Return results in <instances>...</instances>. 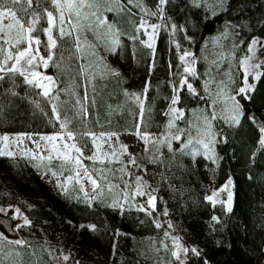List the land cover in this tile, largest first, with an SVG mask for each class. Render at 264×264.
Instances as JSON below:
<instances>
[{
	"label": "trees",
	"instance_id": "obj_1",
	"mask_svg": "<svg viewBox=\"0 0 264 264\" xmlns=\"http://www.w3.org/2000/svg\"><path fill=\"white\" fill-rule=\"evenodd\" d=\"M223 1V7L211 10L204 0H168L160 19L158 0H120L119 4L104 0L100 12L105 25L93 23L89 28V21L81 20L82 30H73L74 36L87 38L80 43V50L72 37L57 38V48L52 50L55 55L46 70L56 81L53 94L59 99L44 97L41 89L19 74H0L4 75L0 80V134L61 132L52 105L69 95V86L87 96L83 130L135 133L139 109L130 97L132 93L142 94L147 84L140 131L181 135L179 141L171 140V151L167 143L152 144L135 156L136 163L131 166L134 174L143 178L146 190L156 197V211L151 216L132 205L125 206L123 214L98 200L89 205L70 189L67 193L52 192L38 174L34 160L33 165L0 156V204L15 203L30 221L20 228L24 246L7 247L15 255L14 264H161L158 252L143 244L162 239L167 221L173 232L199 253L189 251L186 264H264V146L259 143L264 127V66L248 97L237 94L243 83L241 59L253 37H264V0ZM137 4L157 14L147 15ZM33 7L37 11L53 10L51 0H34ZM109 7L113 10H105ZM142 21L160 25L154 56L142 43L143 31H138ZM228 23L235 25V46L211 67L203 57L204 46ZM107 25L117 30L119 42L115 46ZM45 27L47 21L42 17L32 35L41 40L40 53L48 55L46 33L42 31ZM53 35L58 36L55 30ZM90 49L93 54L87 57ZM184 51L196 58L195 76L183 72L180 56ZM3 58L0 52V62ZM184 76L198 95L189 92L187 86L179 92L175 106L184 116L169 130L170 115L166 113L175 94L173 86ZM212 78L224 81L227 95L239 102V124L215 109L208 85ZM206 117L215 139L211 145L213 159L196 144L210 138L205 134ZM189 138L200 153L195 157L184 148ZM228 180L233 185L230 212L221 203L213 205L207 200L210 192ZM164 209L167 215H163ZM156 221L163 227L157 228Z\"/></svg>",
	"mask_w": 264,
	"mask_h": 264
},
{
	"label": "snow or ice",
	"instance_id": "obj_2",
	"mask_svg": "<svg viewBox=\"0 0 264 264\" xmlns=\"http://www.w3.org/2000/svg\"><path fill=\"white\" fill-rule=\"evenodd\" d=\"M104 0H51V5L53 10H49L47 8L42 11H37L36 8L33 7L34 0H0V52L4 53L3 61L0 62V74H19L24 77L25 81L33 85L36 88L42 89V95L44 97H51L52 99H59L58 96L53 94V88L56 87V81L52 76L44 75L38 69L43 68L47 69L49 67L50 61L53 60V56L55 53L52 51L57 48V38L64 37H72L76 42L77 50H80V37L79 35H75L73 33L74 29L82 30L81 20L89 21L88 27L91 28L92 24L95 23L97 27L100 25H105L107 23L106 19L103 17V14L100 12V8L102 7ZM117 4L120 3V0H115ZM129 3L132 0H128ZM168 3V0H158V11L161 14L160 19H163V11L164 5ZM137 7H141V10L145 11L147 15L155 16L157 13L152 12L148 9H143L142 5L137 4ZM38 8V5H37ZM84 9H89L90 11L86 12ZM107 11H112L111 7L105 9ZM123 10V8L121 9ZM18 11L22 13L18 15ZM30 16V20H26L25 17ZM46 19L47 27L43 28L42 31L46 33L47 42L46 49L48 51L47 56L40 55V44L41 40L39 36H33L32 33L36 31V25L39 23L41 18ZM92 17L93 19H89ZM75 20V22H73ZM67 23L68 28H65V24ZM175 27L174 25L172 26ZM160 28L159 24H148L147 21H144L140 24L139 30H142L147 35V40L142 41L145 47L152 50L153 56L155 55V39L156 34ZM108 32L112 34V43L113 46L118 44V39L116 38L117 30L113 25H107ZM150 29V31H149ZM53 30L58 34L57 37H54ZM25 44L26 47L19 48V45ZM5 45H11V48L4 47ZM259 45L261 48H264V42L254 39L251 41V46L248 48L250 53H253V57H248L244 60V69L246 75H253L254 79L259 80L260 75L262 73L256 71L261 67L260 63L253 64L251 60L254 58L255 46ZM12 48H16L15 52L12 51ZM179 48V45H177ZM114 50V47H113ZM188 57H194V54L191 52H184L180 56V60L184 62L187 66L184 67L183 72L190 74L192 76L196 75L194 64L196 63L195 59L189 61ZM12 62L9 65V62ZM58 66V65H57ZM114 75H119L117 72H113ZM4 79V75H0V80ZM184 86H187L189 92L193 94H197L195 89H193L192 85L188 82L186 76L182 77L179 84L173 86L174 95L170 101V107L168 113L166 115H170V119L167 125V129L176 128V120L183 118L184 112L175 107L179 103L180 96L179 92L183 90ZM252 89V85H248L247 88L241 87L238 89L237 94H243L246 96L247 92ZM147 91L148 86L146 84L144 92L140 95L135 93L131 94V99L136 103L139 111L137 113V125L136 132L134 133L140 139L144 141L147 145L152 143L153 145L167 143L169 150L171 151V140L175 139L179 141L181 139L180 134L172 135L170 133L166 134L163 138L159 140L151 139V134L147 131L141 132L140 127L144 122V112H145V101L147 99ZM128 95V93H125ZM87 99V96L84 97ZM232 101V107L229 111L228 119L231 120L233 124H239L240 115L242 110L240 108L239 102L236 100L235 96L228 97ZM77 104H80L81 101L77 100ZM52 112L54 114V118L57 122H59V126L61 132L55 135H48L40 137L41 140L45 141L46 144H50L51 147L46 150L52 154H49L46 158L48 161H52L54 158L62 161L63 164L72 165L73 175H69L66 177V181L68 185H73V183L78 187V190L84 194L85 202L91 203L95 201L98 197H103L105 195V188L101 187L100 180H107V177L104 175V169H91L83 163L84 159L92 161L95 163L105 164L107 162H117L119 163V153L125 154L127 153V145H120V148L117 149L112 143L113 137L116 140H119V134L115 132H101L99 134L94 132H84L80 133L81 136H87L91 138L94 144V151L91 155L85 157L83 153L82 147L77 146L76 139L77 133L73 131L69 124L71 121L68 118H61V115L58 110V106L56 104L52 105ZM86 108L81 105L80 112L86 115ZM213 119L215 116L213 115ZM205 134L209 136L207 142L205 140H197L196 144L202 145L203 149L206 151L204 155L209 159H213L214 152L211 145L215 143L214 134L211 133V123L205 118ZM195 126V125H194ZM260 131L264 133V127H261ZM182 132V130L178 129V133ZM9 137L2 136L0 137V143L3 144V148H0V156H8L15 158V153L9 149ZM24 137H17L13 143L20 144L23 143ZM28 139H31L29 136ZM61 142V143H58ZM37 143L36 141H33ZM71 142V143H69ZM261 146H264V137L259 142ZM107 144L109 151L102 152L104 145ZM39 148L40 145L37 144ZM184 148L188 149V153L195 157L200 154L198 149L193 146V141L191 138L187 140V143L184 144ZM147 150V149H146ZM75 153V155L73 154ZM24 155H30L32 159H43L44 157H38L37 154L28 151L24 153ZM130 163L135 164V158L130 157ZM126 165L119 169V171L123 172L125 175H130L126 171ZM96 173H99L97 176ZM52 175L57 176L56 172H53ZM123 178V177H122ZM87 182V187L85 184ZM232 181L228 180L227 183L220 189V191H226L228 193L226 200L219 199V192H213L210 196L207 197V200L215 205L216 203H222L226 205L227 211L232 210V202L233 195L231 192ZM57 187H60L65 193H67V187L64 184H57ZM107 192H111L113 187H118V185H111L109 182L107 185ZM125 187H132V185L125 184ZM146 185L141 176H137L135 179V187L133 188L132 197L130 198L128 194L123 193L122 199H113L110 207L119 208L121 214L124 211V204L129 202V199H135L136 196L147 197L145 204H140L137 208L138 211L145 212L147 215L151 216L152 212L156 211V197L151 192L145 190ZM155 191V190H153ZM9 211L8 208L0 207V214L7 215ZM13 212L16 217H20L22 214L19 208L13 209ZM163 215H167V209L163 210ZM213 219L218 218L213 217ZM24 225H30V221L25 216L23 217ZM93 231L95 230V226H89ZM156 227L160 228L163 225L156 221ZM168 227L171 228V223L168 224ZM120 234V233H117ZM164 236L168 239H171L173 250L172 256L177 261H183L181 259V254L187 255L189 251H191L195 255H199L195 248L189 249L183 246L180 243L179 238L171 236L167 231L164 233ZM17 245L24 246L25 241L17 240L15 241ZM163 247L167 250L168 244L163 243ZM68 257L65 256L64 260H67Z\"/></svg>",
	"mask_w": 264,
	"mask_h": 264
},
{
	"label": "rangeland",
	"instance_id": "obj_3",
	"mask_svg": "<svg viewBox=\"0 0 264 264\" xmlns=\"http://www.w3.org/2000/svg\"><path fill=\"white\" fill-rule=\"evenodd\" d=\"M204 1L210 7L211 10H215L219 7H223L222 5L225 2L223 0H204ZM142 22H140V24ZM147 23L155 24L149 21H147ZM234 32H235V25L228 23V24H225L219 32H217L216 34H214L213 36L207 39V42L204 46L203 57L206 59L207 63H209L211 67L215 66L217 61L221 59L222 57L224 56L227 57L229 53L231 52V50L233 49V47L235 46ZM77 35H79L81 42L87 41V38H85L84 35H80V34H77ZM143 37H144V41L147 40V35L144 31H143ZM254 39L264 42V37L262 36H255L253 37L251 41H253ZM250 46H251V42L248 48ZM24 47H26L25 44H23L20 48L22 49ZM184 52H182V54ZM87 53H88L87 57H91L93 54V51L90 49L89 52ZM39 54L43 55L42 53H39ZM43 56H47V55H43ZM248 57H253V53H250L248 51V53L241 59V69L243 72V83L241 87L247 88L248 85H252V89L247 92L246 97H248L249 93L254 89L255 83L257 81L256 79H254L253 75L245 74L243 62ZM187 59L189 61H191L192 59H195L196 61L195 56L188 57ZM251 63L253 64L260 63L261 67L257 69L256 71L261 73L262 68L264 66V48H261L259 45L255 46L254 58L251 60ZM184 66L186 67L187 65L184 63ZM91 69H93V67ZM38 70L41 71L44 75L51 76L47 72V70L43 68H40ZM95 71H97L96 73H98V75L102 74V71L100 68H97ZM208 85H209V91H210L211 98H213V103L216 106L215 109L220 115L228 119V115H229L228 110H230L232 107V101L228 99V97H231V96L227 95L226 93V85L224 81L220 83L215 78H212L208 82ZM77 100H80L81 103L77 104L76 103ZM81 105H83L84 108H86L84 95H82L80 91L73 89L72 86H69V95L63 100L58 101V104H57L60 113L63 115V119L66 117L71 121V123L69 124V127L77 133V139H76L77 146L82 147L84 156L87 157L91 155L92 152L94 151V144L91 138L87 136H81L80 133L94 132V133L99 134L101 132H107V131H96V130H90V129L87 131L83 130V125L87 121L86 120L87 113L86 115L84 113L77 115V113L80 112ZM110 132H113V131H110ZM200 132H202L201 128H200ZM57 133L59 132L43 134L40 132L14 131V132L0 134V137L8 136L10 138L9 139V149L16 154L15 155L16 158H19L23 161L33 164L32 161L34 159H32L30 155L28 156L24 155V153L31 151L32 153L37 154L38 157H44L43 159H40V158L35 159L34 161L36 163L34 164L39 167V169H37L36 167L35 168L37 169L38 174H40V176L42 177L43 181H45L49 185V188L52 192H62L63 191L60 187H57V184L60 183V184H64L67 187V189L73 190L76 194H78V197L86 199L84 197V194L78 190L79 186L75 185L74 183L73 185L67 184L66 177L69 175H73L72 165L63 164V166L61 167L63 163L62 161L57 160L55 158L52 161H48L46 158L49 154H52L46 150L47 148H50L51 145L46 144V142L41 140L40 137L48 136V135H55ZM115 133L119 134V140H116V138L113 137L111 143L117 149L120 148V145H127V153L122 154V155L119 153V151L117 153L119 155V160H120L119 163L107 162L105 164H100V163L94 164L92 161H89L87 159L83 160V163L87 165L90 168V170L91 169H97V170L104 169V175L107 177V180H100V183H101V187L105 188V195L103 197H98L96 200L103 202V203H107L109 205L111 204L113 199H121V202L123 203L122 196H123V193L125 192L128 194L130 198L132 197L133 188L135 187V179L137 176L134 174L133 170L131 169L132 163H130V157L135 158V156L139 154V152L141 151L145 152V150L147 148L150 149L152 145V143H149L146 145L144 141L140 139L134 133H122V132H115ZM168 133L172 134L173 132L167 131L165 134H153V133H150V134H151V139L159 140ZM29 136L31 137V139H28ZM17 137H24L23 143H20V144L13 143V141ZM262 137H264V133H262ZM33 141H36L37 143H34ZM58 143H61V142L58 141ZM37 144L40 145L39 148L37 147ZM61 146H62V143H61ZM0 148H3L2 143H0ZM108 151H109V148L107 144H105L102 149V152H108ZM73 154L75 155V153ZM55 162H59V163L56 164ZM52 163H55L54 167H50ZM125 165L127 166L126 171L130 175H125L123 172L119 171V169H121ZM53 172H56L57 176L54 177L52 175ZM96 174L97 176H99V173H96ZM109 182L111 183V185H118V187H113L110 193L107 192V187H106V185ZM126 183L129 185H132V187L126 188L125 187ZM85 184L87 187L86 181H85ZM224 185L225 184L214 189L212 192L209 193L208 196H210L213 192H219V199L226 200L228 193L226 191H220V189ZM146 199L147 197L136 196L135 199H129V202L125 203L124 207L128 205L138 207L140 204H145ZM222 205L226 207L225 204H222ZM0 207L9 209V211L7 212V215L0 214V261L2 260L0 264H14L16 262L15 255L12 249H8L7 247L11 248L12 247L11 245L17 246V244L15 243V241L17 240L24 241L21 235V232H20V228L22 225H24L23 217H25L26 215L15 203L0 204ZM15 208L20 209V212L22 214L20 217L15 216L13 212V209ZM1 218H3L4 222L1 221ZM169 223L170 221H167V228L165 229L164 233L167 231L168 233L171 234V236L179 238L180 243L183 246L189 249H192L191 246L185 243L182 240V238H180L178 235H176L173 232L172 228L168 227ZM162 241L163 243L168 244L169 247L167 250L163 247ZM143 246L145 248L156 250L158 252L157 257L160 259L161 264H181V261L175 260V258L172 256V250H173L172 241L171 239H168L165 236L160 240L154 241L152 244L147 245L144 243ZM65 256L66 255L62 254L63 259ZM181 259L183 261V264H186V255L182 253ZM72 264H78V263H72Z\"/></svg>",
	"mask_w": 264,
	"mask_h": 264
}]
</instances>
